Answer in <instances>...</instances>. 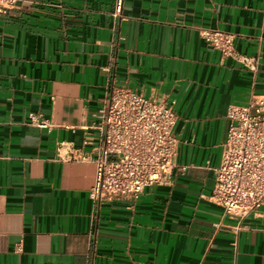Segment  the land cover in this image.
I'll return each mask as SVG.
<instances>
[{"label": "crops", "instance_id": "obj_1", "mask_svg": "<svg viewBox=\"0 0 264 264\" xmlns=\"http://www.w3.org/2000/svg\"><path fill=\"white\" fill-rule=\"evenodd\" d=\"M114 5L0 4V264H264V206L237 231L210 199L229 108L264 97V0H125L122 19ZM204 29L235 35L258 69ZM113 81L175 101L177 168L170 185L96 207V166L60 161L58 145L93 149Z\"/></svg>", "mask_w": 264, "mask_h": 264}, {"label": "built area", "instance_id": "obj_2", "mask_svg": "<svg viewBox=\"0 0 264 264\" xmlns=\"http://www.w3.org/2000/svg\"><path fill=\"white\" fill-rule=\"evenodd\" d=\"M14 2L0 0L2 5ZM124 3L115 0L114 18H123ZM201 36L223 56L238 59L252 72L258 69L259 57L242 56L236 51L235 35L204 29ZM175 104L146 98L113 81L103 107L89 126L98 138L93 149L84 151L70 142L59 143L60 161L96 166L95 184L89 195L96 207L104 202L137 200L147 187L171 184L178 151ZM228 117L231 123L210 199L222 209L223 218L237 221L235 229L239 231L249 229L244 221L264 206V97L252 98L247 106L230 107ZM30 123L39 128L53 127L36 114L30 115Z\"/></svg>", "mask_w": 264, "mask_h": 264}]
</instances>
